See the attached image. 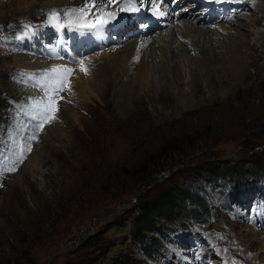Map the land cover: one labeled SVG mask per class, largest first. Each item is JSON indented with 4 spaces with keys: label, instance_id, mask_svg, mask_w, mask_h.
Returning <instances> with one entry per match:
<instances>
[{
    "label": "rangeland",
    "instance_id": "1",
    "mask_svg": "<svg viewBox=\"0 0 264 264\" xmlns=\"http://www.w3.org/2000/svg\"><path fill=\"white\" fill-rule=\"evenodd\" d=\"M103 1L70 0L65 7H79L61 11L59 20L67 10ZM167 1L178 12L186 6ZM50 2L0 0V264H264V171L256 172L264 167V13L254 7L231 25L196 24H227L228 38L257 47L244 57L241 77L224 91L206 78L194 96V55L183 52L180 40L178 47L166 44L172 40L170 24L161 30L158 50L151 44L161 31L148 36L150 82L130 96L121 93L120 73L107 53L123 51L145 32L125 33L129 37L121 44L105 41L100 47L96 41L92 48L72 40L64 50L67 59L47 60L21 46L31 41L42 50L41 41L54 39L51 11L27 20L20 15ZM117 16L115 22L129 17ZM108 34L125 37L113 28ZM44 62L55 67L45 68ZM81 62L88 70L86 88L77 75ZM54 68L74 74L53 97L59 104L54 118L37 132L16 109L27 107L42 119L46 87L41 85L50 84L44 73ZM25 72L35 74L29 83L21 81ZM225 72L214 68L217 82ZM108 75L112 82L106 89ZM229 90L226 98L219 93ZM34 136L39 139L31 141ZM18 137L24 152L17 150ZM12 167L17 170L7 171ZM175 187L187 188L206 208L188 200L194 215L142 209ZM138 224L145 235H136ZM254 242L259 243L254 247Z\"/></svg>",
    "mask_w": 264,
    "mask_h": 264
},
{
    "label": "bare ground",
    "instance_id": "2",
    "mask_svg": "<svg viewBox=\"0 0 264 264\" xmlns=\"http://www.w3.org/2000/svg\"><path fill=\"white\" fill-rule=\"evenodd\" d=\"M53 1L56 3V6L51 5ZM69 1L70 0H51L49 4H46L43 6L42 4L41 5L37 4L35 6L30 7L29 11L22 13L20 17L26 18L30 16L34 17L35 15L41 16V15L47 14L49 11L52 12L53 9L58 14H60L61 11L63 10L79 7L76 5H69V4H68L69 6L65 7V4L68 3ZM176 1H177V5L183 3L187 6V8H185V10H181L180 12H178L175 10L176 4L172 6V4H169L167 0H161L159 3L160 11L155 14H147L144 11L135 10L134 15L132 16L136 20L145 19L149 15L148 22L150 23V27L149 25H141L139 28L142 31L141 33L149 32V31L151 32L153 29H157L162 24L167 25V26L171 24L170 27L174 24L172 27L171 34L169 31H166L167 35L169 34L171 35L172 40L168 41V43L166 42L164 43L169 44L171 46L178 47L179 43L177 42L178 40H180L179 42L181 45V49H183V52L193 53L194 55L193 57L195 59V65H196L195 70H194V74H195L194 82L196 81V83L193 86V90H194L193 94L195 97L197 96V94L200 93V91H202V86L200 82L205 80L206 78H208L209 81L211 82V85L215 86L217 89L222 90L223 88L227 89L228 87L232 86L233 85L232 82H235L237 78L239 79L241 77L240 74H242L243 72L242 71L243 67H246V63H245L246 60L244 61V57H246V55L249 54L250 51L251 52L256 51L257 47L251 46L247 48L246 45L245 46L243 45L244 42L241 43L240 41L238 42V41H234V39L231 40L232 38H228L226 34L230 33L231 29L226 27L228 26L227 24L224 25L225 27L223 26L220 27L214 24L211 26L208 25V27L206 28L201 27V26H196V24H202V23L212 24L214 22H221V23L226 22L229 25H231L234 22L236 23L238 20L245 18V15L241 13L244 10L246 11L248 9L250 10L254 7H258L259 12L264 13V0H203V1L176 0ZM116 2L119 3L120 0H108V1L105 0L103 1L102 6H105L108 10H113ZM141 2L143 4L150 3V2L152 3V0H144V1L142 0ZM204 2L211 4L209 7L207 6L202 7L206 9L207 11L206 14H203V12H201L200 10H196L197 7L203 5ZM137 4L138 3H136L135 0H133V5L136 6ZM59 7L60 9H57ZM115 11L118 14H121L122 12H124V13H127L129 16H131L130 14L134 10L132 8L127 7L124 11H120L119 9H115ZM184 18L185 19L187 18V19L182 20ZM261 18L262 20H264V14L261 16ZM259 20L261 19H258V21L254 20V22L258 23ZM142 21H146V20H142ZM157 21L158 22L161 21L159 26H158ZM123 22L125 25L124 27L119 28V32L124 31V34L125 33L128 34V32L130 33L132 31L139 30V29L133 28L129 20H126ZM111 23L115 24V21H112ZM111 23H109L105 28L101 30H96L95 35H106L105 34L106 30L107 28L111 27L110 26ZM250 23L251 25L253 24L252 22ZM144 27L150 30H144ZM185 27L187 28L186 30L183 29ZM240 27L243 29H246V26L242 23ZM43 34H47V33H43ZM197 34H198V37H196ZM47 35L49 36V34ZM161 36H162V31L159 33V35H157V37L152 39V42H153L151 44L152 51L158 50L157 48H160V46L163 44V41L161 40L162 38ZM260 38L264 39L263 33L261 34ZM164 40L166 41V38H164ZM149 42L150 41L148 40V37L145 39H143V37L138 38V39L137 38L132 39V41L123 49V51H121L120 49H114L115 51H113L112 53L110 52L107 53L108 58L111 61L113 68L119 71L120 73V76H119L120 82H121L120 88H121L122 94L123 93L127 94L128 92H130V96H132L134 93L138 91L139 87H143L144 84H146L147 82H150V79H149V72L151 70L150 63H149L150 60L148 61L144 55L145 51L148 48ZM263 46H264V42H262V47ZM23 59L28 60L27 57ZM39 64H40L39 62L33 63V65L37 67L40 66ZM47 64L49 63L44 62L43 64H41V66L44 65L45 68H47L46 67ZM50 64L53 65L52 63ZM53 66L55 67V65ZM222 67H224L226 74H225V77H223L221 80L217 82L215 74L213 75V70L214 68L217 69V68H222ZM77 75L80 77L83 88L88 87V82L86 78L84 77L85 72L79 70L77 71ZM105 75H107V73ZM111 82H112V75L111 76L108 75V77L106 78V83H105L106 89L111 87ZM123 86H126V87L124 88ZM231 90H234V88H232ZM231 90H229L230 92H224L223 95L221 94V92L224 90L220 91L219 93L222 97L226 98V95L232 93ZM122 94L120 95L122 96ZM256 242H254L253 244L254 247L259 243V242L258 243ZM253 245H252V248H253ZM259 245L261 246V244ZM262 247L264 246L262 245L260 248ZM250 264H256V262L250 263Z\"/></svg>",
    "mask_w": 264,
    "mask_h": 264
},
{
    "label": "snow or ice",
    "instance_id": "3",
    "mask_svg": "<svg viewBox=\"0 0 264 264\" xmlns=\"http://www.w3.org/2000/svg\"><path fill=\"white\" fill-rule=\"evenodd\" d=\"M136 3L139 2V0H135ZM133 0H120L119 3H116L114 5L113 10H108L105 6H97V5H85L83 8L79 9H70L67 10L65 13L66 15L75 14L80 17V27H87L90 29H96L101 30L105 28L109 23L112 21H115L118 16L115 11V9H119L120 11H124L127 7L132 6ZM135 10V9H133ZM159 11V8L156 10ZM94 16L95 19H91L90 15ZM162 14V13H161ZM49 22L55 23L57 26H60L59 23V14L53 10L49 13ZM25 28H30L29 25H25ZM81 71L85 72L87 74V68L83 67V62H81ZM72 69L64 68V69H52L48 72L44 73V77L47 80H50V84L47 86L41 85V87H46V102L43 103V106L41 108V127L45 122H49L52 118H54L51 113L56 111L55 108V100L53 97L58 94L59 92L63 91L64 88L67 86V77L71 74ZM37 106L40 107V102L37 103ZM32 139H35V137H32ZM26 151H31V147L29 146ZM19 162H23V153H21V156L19 158ZM17 169L15 167L8 168L7 171L14 172Z\"/></svg>",
    "mask_w": 264,
    "mask_h": 264
},
{
    "label": "trees",
    "instance_id": "4",
    "mask_svg": "<svg viewBox=\"0 0 264 264\" xmlns=\"http://www.w3.org/2000/svg\"><path fill=\"white\" fill-rule=\"evenodd\" d=\"M263 171H264V167L256 169V172H263ZM237 173L241 174L240 171H238ZM188 200H193L195 202V205L197 203V205L203 206L204 208H206V205H205L206 203H204L203 199L194 196V194L189 192L187 188L175 187L173 190L165 192L159 198L145 202L142 209L146 212H149L150 214H152V212H157L160 215H164V214L166 215L164 210L170 209L172 211H170L169 213H174L177 210H180L189 215L191 214L194 215L196 214L194 213V211L196 210L195 208L187 209L186 203L188 202ZM151 226L152 228H155V226H153L152 224L149 225L148 227H151ZM144 230H145V227L138 224V231L136 232V235L138 234L145 235V234H142ZM126 259L129 260L131 258H126Z\"/></svg>",
    "mask_w": 264,
    "mask_h": 264
}]
</instances>
